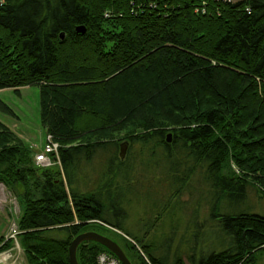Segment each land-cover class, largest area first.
<instances>
[{
    "label": "trees",
    "instance_id": "trees-1",
    "mask_svg": "<svg viewBox=\"0 0 264 264\" xmlns=\"http://www.w3.org/2000/svg\"><path fill=\"white\" fill-rule=\"evenodd\" d=\"M1 2L0 90L37 86L40 124L59 145L60 164L37 167L32 147L0 122V183L20 203L27 264H70L74 237L113 233L102 223L118 200L81 190L83 165L103 163L100 189L111 172L130 186L123 143L139 148L145 170L166 162L174 185L197 174L212 191L229 246L191 264H264V211L248 202L254 188L264 209V0ZM0 113L14 115L1 100ZM228 197L243 209L220 214ZM11 241L0 237V252ZM142 249L141 264H163ZM101 251L81 243L78 264Z\"/></svg>",
    "mask_w": 264,
    "mask_h": 264
},
{
    "label": "rangeland",
    "instance_id": "rangeland-1",
    "mask_svg": "<svg viewBox=\"0 0 264 264\" xmlns=\"http://www.w3.org/2000/svg\"><path fill=\"white\" fill-rule=\"evenodd\" d=\"M0 100L14 113L12 116L0 113V122L33 147L31 155L40 152L45 144L46 132L39 120L38 87L21 88L18 96L12 89L0 90ZM138 149L124 148L120 158V148H116L118 159L123 161L130 157L134 161L132 177L135 181L130 186L122 182L121 175L111 172L108 173V180L102 181L100 189L101 184L97 186L95 180V172L98 171L95 168L100 170L103 163L100 161L98 164L99 161L93 160L91 164L83 165L88 182L86 187L81 186V190L91 191L95 185L96 190L93 192L100 193L102 200L108 202L107 190L110 192V199L118 200V215L113 217L112 211H108L105 216L110 225L102 223L113 229V233H106V236L120 245L133 264H141L142 259L149 263L148 256L145 255L144 258L142 255L143 246L148 247L151 256L163 264H174L175 261L196 263L211 253L227 249L229 239L219 227V219L211 215L210 188L203 184L197 174L184 183L174 185L167 173L166 162L159 168L150 167L145 170L146 167L142 164L145 161H141L144 156L139 157ZM85 181H82L83 185H86ZM103 184H108V189H104ZM4 190L7 197L0 205V229L4 226L5 236L10 238L13 220L17 222L21 208L18 209L17 204L20 203H17L14 194L6 188ZM248 202L254 205V211L263 213L264 209L254 188L248 192ZM240 209H243V204H236L234 197H228L222 204L220 214ZM90 227L96 228L93 225ZM63 235L64 232L54 234L58 239H62ZM129 240L134 241L137 246L131 247L133 244ZM11 242L10 248L4 250L11 255L8 262L27 264L19 239L16 238V242L12 239ZM260 262L264 263V260Z\"/></svg>",
    "mask_w": 264,
    "mask_h": 264
},
{
    "label": "built area",
    "instance_id": "built-area-1",
    "mask_svg": "<svg viewBox=\"0 0 264 264\" xmlns=\"http://www.w3.org/2000/svg\"><path fill=\"white\" fill-rule=\"evenodd\" d=\"M223 1L233 2L234 0H223ZM1 4L2 2L0 0V5ZM204 11H205L204 8H202L201 12L204 13ZM105 16H107V14ZM33 161L37 167H41V168H51L54 166H58L60 164L59 145L53 141L50 135H46L43 149L40 152L33 155ZM17 234H18V228L13 220L10 238L14 239L15 242H16L15 236ZM4 253H9V252H3L1 254ZM10 259H11V255L9 254V257L7 258L6 261H9ZM95 264H122V263L110 253L106 251H101L96 256Z\"/></svg>",
    "mask_w": 264,
    "mask_h": 264
},
{
    "label": "water",
    "instance_id": "water-1",
    "mask_svg": "<svg viewBox=\"0 0 264 264\" xmlns=\"http://www.w3.org/2000/svg\"><path fill=\"white\" fill-rule=\"evenodd\" d=\"M76 31L83 34L85 32V28L83 26H80L76 28ZM60 38H64L63 33L60 34ZM169 137L170 136L168 135V139ZM124 148H126V144L123 143L120 146V158H122L123 156ZM83 242L96 243L105 248L109 253L114 255L122 264H132L123 249L116 241L95 231L83 232L72 239L68 247V260L70 264H78L76 251L78 246Z\"/></svg>",
    "mask_w": 264,
    "mask_h": 264
},
{
    "label": "bare ground",
    "instance_id": "bare-ground-1",
    "mask_svg": "<svg viewBox=\"0 0 264 264\" xmlns=\"http://www.w3.org/2000/svg\"><path fill=\"white\" fill-rule=\"evenodd\" d=\"M6 197L7 196H6L4 187L2 185H0V205L5 201ZM8 257H9V253L1 254L0 255V264H15V261L14 262L6 261Z\"/></svg>",
    "mask_w": 264,
    "mask_h": 264
},
{
    "label": "crops",
    "instance_id": "crops-1",
    "mask_svg": "<svg viewBox=\"0 0 264 264\" xmlns=\"http://www.w3.org/2000/svg\"><path fill=\"white\" fill-rule=\"evenodd\" d=\"M0 233H1L0 237L5 236L4 226H3V229L2 230L0 229Z\"/></svg>",
    "mask_w": 264,
    "mask_h": 264
}]
</instances>
